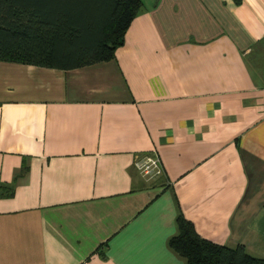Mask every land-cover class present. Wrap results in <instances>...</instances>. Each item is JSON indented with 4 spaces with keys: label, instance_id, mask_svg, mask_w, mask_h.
Returning a JSON list of instances; mask_svg holds the SVG:
<instances>
[{
    "label": "crops",
    "instance_id": "0c3cea01",
    "mask_svg": "<svg viewBox=\"0 0 264 264\" xmlns=\"http://www.w3.org/2000/svg\"><path fill=\"white\" fill-rule=\"evenodd\" d=\"M140 2L110 61L0 62V264H184L178 211L264 259V0Z\"/></svg>",
    "mask_w": 264,
    "mask_h": 264
},
{
    "label": "trees",
    "instance_id": "16d2710c",
    "mask_svg": "<svg viewBox=\"0 0 264 264\" xmlns=\"http://www.w3.org/2000/svg\"><path fill=\"white\" fill-rule=\"evenodd\" d=\"M140 6V0H0V62L71 70L110 61ZM10 194L0 187V196ZM167 246L184 264H264L239 245L200 238L179 211Z\"/></svg>",
    "mask_w": 264,
    "mask_h": 264
},
{
    "label": "built area",
    "instance_id": "2783aa9c",
    "mask_svg": "<svg viewBox=\"0 0 264 264\" xmlns=\"http://www.w3.org/2000/svg\"><path fill=\"white\" fill-rule=\"evenodd\" d=\"M133 169L145 181H153L162 174V168L154 151L137 155L132 163Z\"/></svg>",
    "mask_w": 264,
    "mask_h": 264
}]
</instances>
